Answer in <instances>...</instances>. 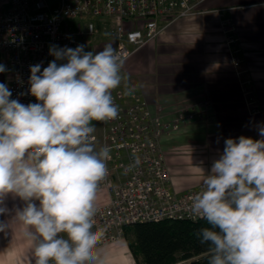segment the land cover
I'll return each mask as SVG.
<instances>
[{"label":"clouds","instance_id":"9594fccd","mask_svg":"<svg viewBox=\"0 0 264 264\" xmlns=\"http://www.w3.org/2000/svg\"><path fill=\"white\" fill-rule=\"evenodd\" d=\"M48 51L46 66L29 65L35 101L21 102L0 82V217L14 214L24 226L31 264H107L97 217L114 145L98 140L93 121L120 114L118 85L134 94L143 84L127 67L129 49L112 41L95 50L53 43ZM257 131L225 137L207 172L195 166L200 188L187 207L209 225L196 233L208 264H264V121ZM140 161L134 155L129 167ZM6 228L0 218V232Z\"/></svg>","mask_w":264,"mask_h":264},{"label":"built area","instance_id":"2783aa9c","mask_svg":"<svg viewBox=\"0 0 264 264\" xmlns=\"http://www.w3.org/2000/svg\"><path fill=\"white\" fill-rule=\"evenodd\" d=\"M204 0H0V63L7 67L4 82L12 97L21 102L35 101L28 94L29 65L41 67L54 59L50 44L75 47L99 31L109 35L114 45L124 46L131 55L154 41L165 26L179 17L202 12ZM205 11V10H204ZM97 22L100 24H97ZM220 30L237 72V51L230 21H221ZM23 93V94H21ZM122 111L110 119H100L98 140L113 143L110 174L100 191L107 200L98 213L104 228L101 247L123 239V227L139 222L204 219L191 215L187 205L199 190L200 182L183 191L174 189L160 138L177 131L185 121L197 116L182 104L174 108L176 117L164 120L152 110L140 93L116 87ZM139 155L138 165L132 164Z\"/></svg>","mask_w":264,"mask_h":264},{"label":"crops","instance_id":"0c3cea01","mask_svg":"<svg viewBox=\"0 0 264 264\" xmlns=\"http://www.w3.org/2000/svg\"><path fill=\"white\" fill-rule=\"evenodd\" d=\"M199 7L204 8L202 12L165 26L154 41L132 53L127 65L143 84L136 92L152 110L159 109L162 119L175 118L174 108L179 104L197 114H210L207 121L194 120L160 138L177 191L200 182L201 173L195 166L207 172L222 151L225 137L244 134L258 138L257 123L264 121V0H204ZM225 20L234 30L244 67L237 72L220 30ZM87 41L95 50L111 39L99 31ZM249 86L253 101L247 104L243 94L250 95ZM117 87L127 91L123 83ZM93 123L100 133V120ZM100 200L101 204L107 200L105 192L100 191ZM16 202L11 196L6 200L9 206ZM0 218L7 224L0 232V264H31V242L22 235L24 226L14 214ZM119 242L111 247L113 253L108 252L113 258L108 263L131 264Z\"/></svg>","mask_w":264,"mask_h":264},{"label":"trees","instance_id":"16d2710c","mask_svg":"<svg viewBox=\"0 0 264 264\" xmlns=\"http://www.w3.org/2000/svg\"><path fill=\"white\" fill-rule=\"evenodd\" d=\"M207 226L205 219H165L130 224L122 234L135 264H208V245L196 235Z\"/></svg>","mask_w":264,"mask_h":264},{"label":"rangeland","instance_id":"374dc122","mask_svg":"<svg viewBox=\"0 0 264 264\" xmlns=\"http://www.w3.org/2000/svg\"><path fill=\"white\" fill-rule=\"evenodd\" d=\"M54 0H48V2L50 3V2H53ZM233 48H237L236 47V42H234V45H233ZM237 58H238V63H237V69H239V70H241L242 68H244V67H242V64H241V57H240V52H238L237 51ZM233 68H234V70H235V67H234V64H233ZM235 72V71H234ZM248 89H249V93H250V95L247 93V91H246V96L243 94V97H245V98H247V100H246V102H247V104H248V101L249 102H252L253 101V97H249V96H252V93H253V88L251 87V86H249L248 87ZM249 98V99H248ZM209 116H210V114L208 113H206V114H203V115H201V116H197V117H195L194 119H192V121H194V120H200V121H207L208 120V118H209ZM192 121H185V122H183V124H186V123H190V122H192ZM183 124H181L180 126H182ZM179 129H180V127H179ZM178 129V130H179ZM177 130V131H178ZM177 131H175L174 133H171V134H175ZM194 185V184H193ZM188 188V187H187ZM184 189H186V188H184ZM183 189V190H184ZM183 190H180V191H183ZM120 241V240H119ZM119 241H117V242H119ZM116 242V243H117ZM116 243H114V244H112V245H110V247H108L107 249L109 250V251H107V249H106V252H107V262H108V260L110 261V260H113V258H111L110 257V255H108L109 253L108 252H110V253H113V251H111V247H113V246H116L117 244ZM120 244H122L123 246H124V248H125V251H126V257H128V260H129V262L131 263V264H135V262H134V260H133V258H132V254H131V251L128 249V247H127V244H126V239L124 240V241H121V242H119ZM129 254H130V256H129ZM108 264V263H107Z\"/></svg>","mask_w":264,"mask_h":264},{"label":"water","instance_id":"95a60500","mask_svg":"<svg viewBox=\"0 0 264 264\" xmlns=\"http://www.w3.org/2000/svg\"><path fill=\"white\" fill-rule=\"evenodd\" d=\"M0 82H4V75L0 72Z\"/></svg>","mask_w":264,"mask_h":264},{"label":"bare ground","instance_id":"6f19581e","mask_svg":"<svg viewBox=\"0 0 264 264\" xmlns=\"http://www.w3.org/2000/svg\"><path fill=\"white\" fill-rule=\"evenodd\" d=\"M108 263V262H107ZM111 263V262H110ZM109 264V263H108ZM111 264H113V263H111Z\"/></svg>","mask_w":264,"mask_h":264}]
</instances>
